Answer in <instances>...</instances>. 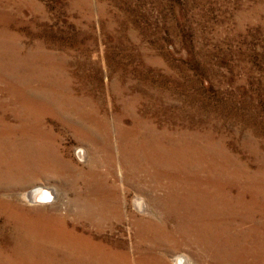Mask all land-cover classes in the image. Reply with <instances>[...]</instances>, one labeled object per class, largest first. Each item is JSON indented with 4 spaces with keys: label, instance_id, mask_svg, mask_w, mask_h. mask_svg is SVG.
I'll return each instance as SVG.
<instances>
[{
    "label": "rangeland",
    "instance_id": "1",
    "mask_svg": "<svg viewBox=\"0 0 264 264\" xmlns=\"http://www.w3.org/2000/svg\"><path fill=\"white\" fill-rule=\"evenodd\" d=\"M118 250L264 264V0H0V264Z\"/></svg>",
    "mask_w": 264,
    "mask_h": 264
},
{
    "label": "bare ground",
    "instance_id": "2",
    "mask_svg": "<svg viewBox=\"0 0 264 264\" xmlns=\"http://www.w3.org/2000/svg\"><path fill=\"white\" fill-rule=\"evenodd\" d=\"M79 154L81 156L84 155V150L80 149L79 148ZM43 188H52V189H49L52 193H56L57 192L55 191V187H49L48 185L44 184V183H39V184H35L33 185L31 188H29L25 193L23 192V194L28 198L29 201H35L37 197L39 198H43V197H47L49 196V192L46 190V189H43ZM138 204L142 205V201L138 200L137 201ZM143 206V205H142ZM144 207V206H143ZM140 208V207H139ZM142 208V207H141ZM125 250V249H124ZM119 251V250H118ZM110 254V253H109ZM113 254V253H112ZM119 255H121V263L119 264H126V261H125V257H126V254L124 253V251H119ZM108 256V254H107ZM88 256H86L87 258ZM94 257V256H93ZM93 257H90V258H93ZM96 258V257H95ZM98 258V257H97ZM101 258V257H100ZM105 258V257H104ZM117 259V257H115ZM88 259V258H87ZM107 260V259H106ZM114 260V259H113ZM94 261V260H93ZM104 261V260H103ZM110 261V260H109ZM120 261V260H119ZM115 262V261H114ZM118 262V261H117ZM116 262V263H117ZM175 264H191V262H189V260H187L184 256L180 255L177 257ZM90 263V261H89ZM92 264V263H91ZM110 264V263H109ZM115 264V263H114Z\"/></svg>",
    "mask_w": 264,
    "mask_h": 264
},
{
    "label": "water",
    "instance_id": "3",
    "mask_svg": "<svg viewBox=\"0 0 264 264\" xmlns=\"http://www.w3.org/2000/svg\"><path fill=\"white\" fill-rule=\"evenodd\" d=\"M43 189H46L49 192V196L43 197V198L37 197L36 200H38V201H47V200L52 198V192L49 189H47V188H43Z\"/></svg>",
    "mask_w": 264,
    "mask_h": 264
}]
</instances>
